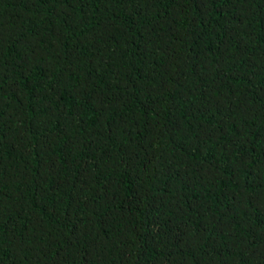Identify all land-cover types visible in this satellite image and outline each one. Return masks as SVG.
<instances>
[{"label":"trees","instance_id":"1","mask_svg":"<svg viewBox=\"0 0 264 264\" xmlns=\"http://www.w3.org/2000/svg\"><path fill=\"white\" fill-rule=\"evenodd\" d=\"M0 264H264V0H0Z\"/></svg>","mask_w":264,"mask_h":264}]
</instances>
